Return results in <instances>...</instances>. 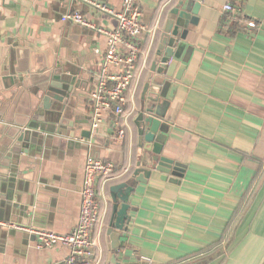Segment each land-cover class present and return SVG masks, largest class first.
I'll return each mask as SVG.
<instances>
[{
  "label": "crops",
  "instance_id": "obj_1",
  "mask_svg": "<svg viewBox=\"0 0 264 264\" xmlns=\"http://www.w3.org/2000/svg\"><path fill=\"white\" fill-rule=\"evenodd\" d=\"M95 1L115 9L122 5V0ZM134 1L146 27L138 39V64L145 63V69L129 127L118 138L114 122L121 116L109 115L93 131L89 126V93L105 49L104 34L61 15L79 10L103 27L113 26L115 18L87 0H0V96L5 93L0 122L26 124L33 115L35 98L14 86L16 78L28 76L17 71L24 68L18 55L27 49L48 57L51 48L60 63L80 73L74 116L83 117L84 127L104 139L80 136L78 130L71 140L48 134L40 149L15 155L12 196L19 211L8 220L67 232L79 213L86 156L112 159L118 168L134 162L132 119L166 0ZM199 2L183 39L184 70L168 89L173 94L165 113L164 150L184 167V176L173 182L153 171L136 184L129 199L131 218L117 250L126 264H264V0ZM227 2L233 11L223 9ZM251 20L254 26L247 25ZM124 175L98 184V199L107 210L106 220L94 227L103 249L101 264L110 193ZM68 255L65 245L38 247L33 234L0 226V264H61Z\"/></svg>",
  "mask_w": 264,
  "mask_h": 264
},
{
  "label": "water",
  "instance_id": "obj_2",
  "mask_svg": "<svg viewBox=\"0 0 264 264\" xmlns=\"http://www.w3.org/2000/svg\"><path fill=\"white\" fill-rule=\"evenodd\" d=\"M199 1H165L162 25L152 44L149 66L132 119L139 151L136 149L134 162L110 193V213L103 226L106 227L107 245L105 264L124 263L117 250L121 247L120 238L131 218L129 199L135 192L136 184L146 182L153 171L163 173L161 178L166 176L173 182L184 176V167L164 150L169 131L165 113L168 97L173 94L168 89L174 88L172 80H180L184 70L185 62H180V59H185L182 58L186 46L183 39L189 22L194 19L193 15L198 14ZM45 55L25 49L24 54L18 55V63H22L24 68L19 66L17 71L28 76H20L16 80L12 78L20 94L27 91L35 98L33 115L26 124H17L13 120L0 122V218L5 220L10 218L12 211H19L12 196L16 181V169L12 165L15 155L31 154L34 149H40L48 134L53 140L63 137L71 140L78 130L80 136L104 140L84 127L83 117L74 116L75 95L81 89L80 73L60 63L51 48L47 50L48 57ZM4 97L5 93L0 96V104L4 102Z\"/></svg>",
  "mask_w": 264,
  "mask_h": 264
},
{
  "label": "built area",
  "instance_id": "obj_3",
  "mask_svg": "<svg viewBox=\"0 0 264 264\" xmlns=\"http://www.w3.org/2000/svg\"><path fill=\"white\" fill-rule=\"evenodd\" d=\"M100 11L115 18L113 26H95L79 10H71L61 15L62 20L76 22L92 27L104 34L105 49L100 61L96 80L90 90L91 130L98 128L109 115H117L115 136L123 138L129 127L128 116L134 106L138 83L141 80L145 63L138 64L141 49L138 43L140 34L146 29L141 21L142 11L134 0H122L119 9L87 0ZM223 9L233 11L234 6L227 2ZM254 26L253 20L247 22ZM146 59V58H145ZM130 104V108L126 106ZM130 163L116 167L109 158L88 154L84 160L82 183L80 187V208L75 224L67 232H56L46 228H36L31 224L0 218V226L24 232L36 233L38 247L62 244L69 248V255L61 264H101L102 245L100 236H95L94 227L106 220V211L98 199V184L126 174ZM105 217V218H104ZM105 220H104V219ZM103 219V220H102ZM99 249V251H96ZM148 261V257L142 256Z\"/></svg>",
  "mask_w": 264,
  "mask_h": 264
},
{
  "label": "bare ground",
  "instance_id": "obj_4",
  "mask_svg": "<svg viewBox=\"0 0 264 264\" xmlns=\"http://www.w3.org/2000/svg\"><path fill=\"white\" fill-rule=\"evenodd\" d=\"M28 233H31L34 235L35 239H36V242H37V237H36V233L34 231H28Z\"/></svg>",
  "mask_w": 264,
  "mask_h": 264
}]
</instances>
